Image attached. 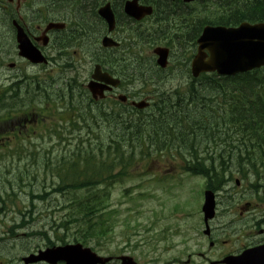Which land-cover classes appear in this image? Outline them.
Segmentation results:
<instances>
[{
	"label": "trees",
	"instance_id": "trees-1",
	"mask_svg": "<svg viewBox=\"0 0 264 264\" xmlns=\"http://www.w3.org/2000/svg\"><path fill=\"white\" fill-rule=\"evenodd\" d=\"M122 1L113 0L117 7H120ZM165 1L156 0L158 9L168 12L174 7L166 4H170V1ZM86 2L97 4V0ZM200 8L208 13L205 21L210 24L235 26L243 21L264 22V0L202 1ZM90 12V10L86 12L84 19L80 20L81 29L87 28L91 23L85 21ZM173 13L179 15L176 10ZM90 18L92 21L95 19ZM134 36L142 42L149 40L143 29L137 30ZM135 64L131 62V69L135 68ZM139 67L141 68V64ZM200 86L195 93L202 92L197 96L187 97L188 94L185 97L175 96L182 105L178 107L169 101L166 108L159 112L161 117L157 119L155 117V121L147 127L154 136L155 145L157 146L159 142L162 146H167L175 142L184 147L183 151L180 153L174 151L175 153L180 155L185 153L192 157L197 151L195 142L200 141L198 147L208 149L215 146L224 147L222 154H226L224 155L226 163H231V159L238 165L242 161H250L242 156L250 150L260 153L264 160V71H254L232 78L210 76L203 79ZM68 122L76 126L73 121ZM135 128L138 126L123 125L122 133L117 134L111 143L109 141L107 147L98 142L95 148L98 154L94 153L93 149L82 154L79 152L76 158H64L61 167L60 160H56L54 165H57H53L48 177H54L57 181L49 186L48 191L43 188L41 193L29 192L30 209L27 211L29 217L23 214L20 226L33 221L31 217L35 210L33 200L41 203L52 202L63 214L59 221L61 224L57 225V228L65 231L62 235L52 231L54 240L65 243L69 238L68 240L84 245L89 242L99 245V242L107 239L116 225L114 212L108 210L111 190L115 184L130 177V169L135 165L133 157L129 155L126 158L128 150L133 152L138 146L142 148L146 135L152 136L138 132ZM5 130L4 125H0L2 132L0 138L2 135L6 136V132H3ZM142 130L145 131L144 128ZM53 132L59 136L56 130ZM13 133L16 138L19 137L18 132ZM135 140L137 147L134 148ZM161 152L163 151L159 148L155 153ZM220 156L222 158V155ZM212 157L211 155L210 160H213ZM199 164L202 165V162ZM45 165L50 168L48 164ZM209 174L212 175L213 172H208V177ZM19 179L22 180L21 177ZM53 196H58L59 199L53 200ZM70 228H75V231L68 235L67 231ZM40 235L45 237L47 246L53 245L54 242L47 233Z\"/></svg>",
	"mask_w": 264,
	"mask_h": 264
},
{
	"label": "rangeland",
	"instance_id": "rangeland-1",
	"mask_svg": "<svg viewBox=\"0 0 264 264\" xmlns=\"http://www.w3.org/2000/svg\"><path fill=\"white\" fill-rule=\"evenodd\" d=\"M166 1L169 2V0ZM170 5L174 8L168 12L173 13L176 10L175 5ZM82 13L83 11L80 12V14ZM82 16L84 17L85 15L83 14ZM85 21L91 22L88 27L93 25L91 19L86 17ZM4 51L10 53L6 61L15 60V56L11 54L13 47L5 46ZM129 51L132 52L131 49ZM135 63L136 66L141 64V69L145 68L143 63ZM173 68L178 72L177 66ZM10 70L5 64L0 69V78L1 76L12 75L14 72ZM49 74L57 79L59 75L58 67L51 66ZM175 79H177L176 76ZM2 84L6 85L3 79L0 80V86ZM174 85H176V81H170L168 86L164 87L168 90ZM154 106H157V102H155ZM15 111L17 115L14 117L22 115L21 113L18 114L19 110L17 108ZM2 117L3 115L0 113V119ZM17 122L19 121L17 120ZM14 124L16 125V122ZM27 126L23 125L20 127L22 135L18 138L10 134L2 137L0 141V196L4 198L5 195L10 194V190L13 194H17L16 206H14L13 211L11 207H8L5 213L0 214V261H6L7 258L12 257L13 264H22L19 260L25 256V251L33 249L34 252L36 249L44 247V238L43 236H38V232L47 233V236L52 240L53 229L59 232V235L65 233L64 230L57 228V225L61 224L59 221L63 214L54 207V203L52 202L36 203V208L31 216L33 218L32 223L17 229L14 226L21 225L22 216H20V211L23 212V207L27 205L29 200L28 192H42L43 186L49 189V186L57 181L54 177H44L41 171L42 164L50 161L51 163L55 162L61 156L67 159L72 158V153L75 151L77 145V142H73L70 147H58L53 139L49 141V133L57 125H49L44 130L42 126H36L33 123L29 127V129H33L31 132L25 129ZM110 130V127L103 125L100 132L97 133L103 142L108 140ZM74 135L77 136L75 133ZM89 141L93 144L95 143V139L91 136ZM199 142H195L197 144L196 149L199 148ZM226 164L229 166L231 163ZM179 167L180 164L177 161H173L171 157H164L160 161H154L148 167H135L132 170L133 176L115 185L112 192L110 208L117 210L120 215L119 223L114 229L113 235H111L110 239L101 241V247L94 243L86 246L100 255L105 253L129 255L138 264H169L172 257L176 254L175 250L166 251L165 247L169 243L167 244L165 241L153 238L151 242L152 247L150 248V245L144 246L142 239L144 236L143 232L149 227V223L156 222L153 228V236L159 231L172 229L177 219L174 218L175 214L173 212L176 206H184L186 213H192L188 219H184L185 225H196L198 223V217H194L196 213L193 210L200 207L203 181L200 178H191L187 174H182ZM220 173L222 174L223 171L221 170ZM17 176L23 179L22 184L25 187L20 189L16 179ZM248 189L246 181L242 184L241 188L239 186L238 201L241 200L243 195L249 196ZM226 192L234 200L236 199L234 195V183L229 185ZM141 194H145L146 196H143L142 199L137 198ZM192 194L193 197L191 198ZM52 198L53 200L59 199L58 196H53ZM130 198H133V200L130 201ZM224 198L225 196L221 194L218 201H223L225 200ZM253 199L257 200L256 198ZM247 201H251V199L247 198ZM191 202L193 204L192 208L189 205ZM52 221L55 222L53 223ZM127 222H129V225H127ZM240 224L243 227H247L246 224L241 223V220ZM132 227L137 229L136 234L132 232ZM11 230L12 233L17 235V240L15 241L14 238L8 236V232ZM74 231L75 228H70L67 234L71 235ZM245 233L246 236L242 238L244 246L252 243L255 238H251V236L256 234V232L250 229ZM30 234L33 235L29 236ZM168 238L170 239V244L176 243L179 239L174 234H170ZM68 239L66 241L73 243V240ZM14 244H17L16 248H14ZM169 248L171 249V247ZM3 257L4 260H2Z\"/></svg>",
	"mask_w": 264,
	"mask_h": 264
},
{
	"label": "water",
	"instance_id": "water-1",
	"mask_svg": "<svg viewBox=\"0 0 264 264\" xmlns=\"http://www.w3.org/2000/svg\"><path fill=\"white\" fill-rule=\"evenodd\" d=\"M21 42V41H20ZM198 54L193 64V74L216 72L222 76H233L264 66V23L250 25L241 24L235 29L210 28L204 29L198 40ZM205 51L209 58L205 61ZM164 53V52H162ZM160 54V53H159ZM158 61L164 66L165 54ZM45 261L56 264H103L89 249L81 245H66L39 252L24 262L34 263ZM122 264H134L131 258H122ZM239 264H247L243 260Z\"/></svg>",
	"mask_w": 264,
	"mask_h": 264
},
{
	"label": "flooded vegetation",
	"instance_id": "flooded-vegetation-1",
	"mask_svg": "<svg viewBox=\"0 0 264 264\" xmlns=\"http://www.w3.org/2000/svg\"><path fill=\"white\" fill-rule=\"evenodd\" d=\"M140 2L141 4H145V0H140ZM55 4H59L60 13H55V11L57 10H53ZM78 9H80V12L83 11L80 16L81 20L84 19L82 15H85L89 10L91 12L90 16L87 18H95L96 5H93L92 2H86V0H81V4L79 2L76 3L75 0H0V34L4 30L6 33L0 35V42H3L4 44L5 41H9L8 37H10V35H12L15 40L16 30L13 26V22H16L17 25H19L24 30L25 34L32 42V45L36 49L43 51L45 49V29L47 23L51 21V17L60 16L61 18L65 19L63 21L69 22L70 17H75L78 15ZM117 15L118 25L121 26L123 16L120 7H117ZM94 21L95 19L92 21L93 25L91 27H84L83 29L79 27L80 20L76 21L73 29H70L68 31H65V29L62 32V37L65 38V36L67 35L75 37L77 35L81 37H89L90 40L98 38L100 37L99 34L103 31V27L100 28L97 25V21ZM47 35L50 38L52 32H48ZM111 36L118 43H122L121 41L124 40L120 29H117V31L113 32ZM17 60L24 61V59L20 57H17ZM220 204L225 206L223 210L225 211L227 216H231L229 229L233 233H238V217L236 216L238 215V211H242L244 207H242L238 203L232 202H225ZM250 205L251 204L245 205V209H248V206ZM261 209V212H258L259 216L255 218V229L258 235V239L255 241L253 246L264 244V208L261 207ZM226 255H228V253L223 254L222 257H225Z\"/></svg>",
	"mask_w": 264,
	"mask_h": 264
},
{
	"label": "bare ground",
	"instance_id": "bare-ground-1",
	"mask_svg": "<svg viewBox=\"0 0 264 264\" xmlns=\"http://www.w3.org/2000/svg\"><path fill=\"white\" fill-rule=\"evenodd\" d=\"M53 10H54V11L57 10V11H55V13H60V11H59V4H55V7L53 8ZM96 21H97V20H96ZM97 24L99 25L98 21H97ZM99 27L102 28V25L100 24ZM129 28L133 29L132 27H129ZM140 29H141V28H139V27L137 28V30H140ZM137 30H136V31H137ZM98 34H99V32H98ZM0 35H1V34H0ZM99 35H100V34H99ZM113 43H114V44H119V43H118L117 41H115V40H113ZM132 64H133V63H132ZM42 165H43V164H42Z\"/></svg>",
	"mask_w": 264,
	"mask_h": 264
}]
</instances>
